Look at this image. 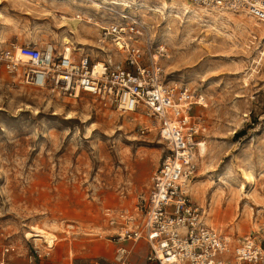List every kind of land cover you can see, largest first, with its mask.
<instances>
[{
    "label": "rangeland",
    "instance_id": "rangeland-1",
    "mask_svg": "<svg viewBox=\"0 0 264 264\" xmlns=\"http://www.w3.org/2000/svg\"><path fill=\"white\" fill-rule=\"evenodd\" d=\"M125 1L131 6L97 11L90 0H0V46L51 43L59 51L67 37L76 57L121 60L124 53L100 28L87 24L94 29L79 27L76 35L63 16L101 26L126 22L122 15L142 21L139 42L149 36L153 49L164 47L163 83L176 87L177 98L186 88L204 99L190 109L205 126L207 146L190 200L231 245L246 237L264 241V22L191 0ZM146 116L154 120L144 109L127 114L93 95L67 97L0 69V263L52 254L54 245L25 237L33 226L69 239L80 231L108 246L117 233L141 228L142 198L167 153ZM121 242L128 243L127 264L146 260L143 239Z\"/></svg>",
    "mask_w": 264,
    "mask_h": 264
},
{
    "label": "built area",
    "instance_id": "built-area-1",
    "mask_svg": "<svg viewBox=\"0 0 264 264\" xmlns=\"http://www.w3.org/2000/svg\"><path fill=\"white\" fill-rule=\"evenodd\" d=\"M191 1L244 10L264 20V0ZM121 17L126 22L101 26L103 38L110 39L124 53L121 60H93L88 54L76 57L74 50L66 46L57 51L26 44L5 49L0 46V69L36 88L49 87L72 98L90 94L122 111L144 109L156 120L157 134L167 153L156 170L148 196L142 198L141 228L119 232L113 241L136 243L143 239L149 247L148 260L156 264H264V241L248 237L231 247L226 236L204 223L203 209L190 200L189 185L198 169L196 143L206 130L190 109L193 104H203L204 99L188 96L186 88L177 98L176 87L163 83L159 59L165 55L164 47L153 49L149 36L140 43L145 25L134 17ZM17 51L27 58L28 68L17 59ZM181 103L188 104V108L182 111ZM167 109L175 116L174 124ZM114 222L109 220L110 224ZM118 252L126 255L128 250L121 247Z\"/></svg>",
    "mask_w": 264,
    "mask_h": 264
},
{
    "label": "crops",
    "instance_id": "crops-1",
    "mask_svg": "<svg viewBox=\"0 0 264 264\" xmlns=\"http://www.w3.org/2000/svg\"><path fill=\"white\" fill-rule=\"evenodd\" d=\"M151 120L155 121L153 119ZM198 158L199 154L197 159ZM193 184L194 183L191 184V191ZM78 222L76 221V223ZM71 227L80 228L83 227V225H71ZM75 233H77V235L69 239L64 236L62 232H56V235L60 237V242L54 244V250L52 254L47 253L46 255L42 256L39 253L38 258L25 256L22 258H15L14 260L18 261L20 264H127L125 262L126 255L119 254V252L117 251V249L121 247L126 248V246L128 245L127 242L114 241L113 243H111V245L108 246L106 244H101V242L98 241H91L88 238L83 237L82 235H78L80 231H75ZM230 246L233 247L234 245L230 244ZM148 255L149 252L146 255V260L144 262L141 261L142 258L140 259L138 257L136 260L139 261L135 264H156L155 262L148 260ZM5 264L12 263L7 261L5 262Z\"/></svg>",
    "mask_w": 264,
    "mask_h": 264
},
{
    "label": "bare ground",
    "instance_id": "bare-ground-1",
    "mask_svg": "<svg viewBox=\"0 0 264 264\" xmlns=\"http://www.w3.org/2000/svg\"><path fill=\"white\" fill-rule=\"evenodd\" d=\"M72 3H75L76 0H68ZM92 5L90 6L91 8L93 9H96L97 11H100L106 4H114V5H124L125 7H130L131 4H129L128 2H126L125 0H102L101 3H98L97 1H100V0H90ZM182 1V0H181ZM164 6H167V3H163ZM182 5L187 7L186 4L184 2H182ZM170 6H172V4H170ZM217 7V6H216ZM65 22L68 24L69 28L71 29V31L73 33H75L76 35H78L80 32H79V27H83V28H86L87 24H93L94 26H96L97 28H100L101 29V25L98 24V23H95V22H92L91 21V18H89L88 20L84 19L83 17H80V15H76V16H71L70 18H65L63 16ZM258 20V19H257ZM261 21V20H260ZM261 22H264V20H262ZM85 23V24H83ZM91 29H89L87 27L86 31L89 33L92 29H94V27H91ZM62 42L66 45V47H70L69 51H72V49L74 50L73 47L71 46H67V44H69L70 40L67 38V37H64ZM46 47L48 48V50L53 49L54 46L53 44L51 43H47L46 44ZM117 49V48H116ZM118 51V50H117ZM17 59L19 60V62L21 63L22 62H27V58L24 57V56H21L19 54V52L17 51ZM100 61V60H99ZM96 70H100L99 66H97ZM183 96H186L185 94ZM204 103V102H203ZM188 106V104H185V103H181L179 105L180 109L182 111H184V109ZM188 108V107H187ZM124 113H129V111H123ZM167 113H168V118L169 120L172 122L171 124H174L175 123V116L171 113L170 110L167 109ZM67 117L71 118L72 117V114L70 112L67 113ZM147 117V116H146ZM149 120H151L149 117H147ZM155 120V119H154ZM152 125H157V122L156 120L155 121H152L151 122ZM206 150H207V146H206V141H202L201 139L198 141V143H196V149H195V157L197 158L198 157V154L201 156V158L205 155L206 153ZM244 173V176L247 180H252L251 178V175H249L248 173H246V171L243 172ZM191 184L192 182L190 183L189 185V189H191ZM241 190L245 191V186L243 184H241ZM205 223V222H204ZM206 224V223H205ZM25 237L28 238V239H31L33 238L34 240H42L43 242H45L47 244V247H52L54 244H55V240H56V235L53 233H50V231H46L45 229L43 228H40V227H36V226H33L31 228L30 231H27L25 233ZM248 237H246L245 239H247ZM227 240V239H226ZM243 241V240H242ZM241 241V242H242ZM235 246V245H234ZM233 246V247H234ZM232 247V246H231Z\"/></svg>",
    "mask_w": 264,
    "mask_h": 264
},
{
    "label": "trees",
    "instance_id": "trees-1",
    "mask_svg": "<svg viewBox=\"0 0 264 264\" xmlns=\"http://www.w3.org/2000/svg\"><path fill=\"white\" fill-rule=\"evenodd\" d=\"M236 134H237V135H239V134H240V132H237Z\"/></svg>",
    "mask_w": 264,
    "mask_h": 264
}]
</instances>
